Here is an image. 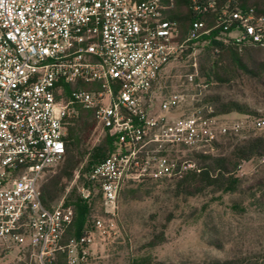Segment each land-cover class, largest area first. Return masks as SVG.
Returning a JSON list of instances; mask_svg holds the SVG:
<instances>
[{
	"label": "built area",
	"instance_id": "2783aa9c",
	"mask_svg": "<svg viewBox=\"0 0 264 264\" xmlns=\"http://www.w3.org/2000/svg\"><path fill=\"white\" fill-rule=\"evenodd\" d=\"M174 0H0V243L21 264H85L91 248L118 232V199L129 182L177 180L200 172L191 158L207 155L220 136L235 131L187 103L182 93L152 92L164 68L186 46L210 33L194 21L181 39L165 18ZM213 2L210 0L209 5ZM224 32L240 46L264 47V18L225 8ZM193 74L190 75V80ZM92 83L95 89L65 86ZM77 106L94 110L100 134L114 151L84 173L79 197L100 194L108 219L97 217L80 236H69L75 210L61 200L48 209L40 180L66 154L67 126ZM264 127V118L256 120ZM81 179L77 170L75 176Z\"/></svg>",
	"mask_w": 264,
	"mask_h": 264
},
{
	"label": "rangeland",
	"instance_id": "374dc122",
	"mask_svg": "<svg viewBox=\"0 0 264 264\" xmlns=\"http://www.w3.org/2000/svg\"><path fill=\"white\" fill-rule=\"evenodd\" d=\"M236 34H224L219 40L229 44ZM244 46L256 47V73L238 68L228 59H218L205 35L189 43L164 68L152 92L156 110L164 97L184 94L187 103L176 115L195 106L206 112L231 103L244 107L245 113L232 111L220 119L221 124L237 130L220 136L207 155L231 157L240 145L264 138V127L255 123L264 118V47ZM248 67L253 68L250 63ZM103 137L95 125L75 170H80L81 177ZM194 156L191 158L201 164ZM235 163L225 189H207L193 196L180 193L172 180L125 185L118 199L117 234L104 245L93 246L85 264H264V156ZM61 169L56 166L46 171L40 188ZM75 172L71 179L62 180L65 191L53 206L72 192L78 194L81 179L76 180ZM92 207L86 226L97 217L109 218L100 201ZM21 260L17 251H5L0 243V264H21ZM54 264L67 263L61 258Z\"/></svg>",
	"mask_w": 264,
	"mask_h": 264
},
{
	"label": "trees",
	"instance_id": "16d2710c",
	"mask_svg": "<svg viewBox=\"0 0 264 264\" xmlns=\"http://www.w3.org/2000/svg\"><path fill=\"white\" fill-rule=\"evenodd\" d=\"M174 0L172 7L168 8L164 16L169 20H173L179 26L180 38H185L196 20L201 21L204 25L203 30H210L207 35L211 41L212 49L218 59H228L233 65L238 68L256 73V63L253 60V52L257 51L256 47H245L235 43L223 44L219 39L224 34L221 26V14L225 8L229 10H240L248 12L254 11L256 17L264 18V0ZM248 63L252 64V69L248 67ZM218 64V63H216ZM214 69V67H212ZM219 79V78H218ZM83 88L86 90L95 89L92 83H81L75 86H65L66 93H70L73 88ZM77 115L73 118L67 126L66 154L63 161L58 165L62 166L61 172L51 177L44 185L41 186L42 202L48 209L54 208L53 202L57 200L65 191V185L62 183L63 179H71L75 170L80 165L86 149V142L94 129L96 122L94 118V110L77 106ZM236 111L245 113L243 106L237 103L224 104L216 108L214 115H227L228 113ZM227 135V134H226ZM114 139L106 134L102 142L94 148L90 162L87 164L83 173L88 172L95 165L108 157L115 149ZM255 156H264V138H254L243 145L237 147L231 157L225 156H194L201 164L200 172H190L181 179L175 181L176 187L180 193L193 196L199 194L207 189H225L230 181V174L233 167H236L235 161H248ZM163 180H145L139 182H129L127 184H151L152 182L166 181ZM84 178L81 177V183ZM126 184V185H127ZM101 200L100 194H97L91 202L82 200L79 195L72 192L66 197V204L72 205L75 210V217L72 226L68 230L69 236H80L86 226L88 217L96 201ZM211 264H233L232 261H214Z\"/></svg>",
	"mask_w": 264,
	"mask_h": 264
}]
</instances>
